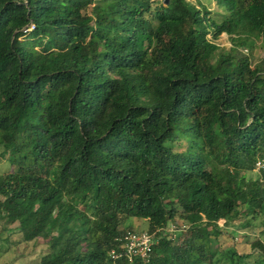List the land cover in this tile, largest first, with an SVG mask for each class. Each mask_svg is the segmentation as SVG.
Returning <instances> with one entry per match:
<instances>
[{"label":"trees","instance_id":"trees-1","mask_svg":"<svg viewBox=\"0 0 264 264\" xmlns=\"http://www.w3.org/2000/svg\"><path fill=\"white\" fill-rule=\"evenodd\" d=\"M213 1L218 23L187 0H0V235L16 224L18 242L45 241L40 264H218L223 229L253 227L264 59L238 49L264 42V0ZM177 215L181 240L166 231ZM130 219L152 251L113 260ZM251 246L264 264V242Z\"/></svg>","mask_w":264,"mask_h":264},{"label":"rangeland","instance_id":"rangeland-1","mask_svg":"<svg viewBox=\"0 0 264 264\" xmlns=\"http://www.w3.org/2000/svg\"><path fill=\"white\" fill-rule=\"evenodd\" d=\"M192 3L196 7L202 8L206 7L208 11H210L211 15L210 19H213L215 22H220L222 19L226 17L227 11L219 6L213 0H187ZM152 8L158 6L160 2L163 3V0H151ZM88 12V10H87ZM208 39L212 40L211 34H208ZM23 40V39H20ZM213 42L218 46V50H222L223 52L231 49L232 42L230 37L226 34L220 35L217 39L213 40ZM242 54L247 56L250 60L251 67L259 65L261 60L264 59V42L258 38L254 39L250 48L241 47L238 49ZM2 147L0 146V153L2 152ZM12 168L7 161L6 157L0 156V176L6 175L10 173ZM259 172L257 170H253L251 173H247V177H251L252 179H256ZM264 211V209H263ZM251 225L253 226L249 230H241L239 225L244 218L239 217L234 220L231 224V229H223L225 234L220 236L218 243L214 246L219 253H217L216 258L221 260L218 264H231L228 260L225 259V251H227L231 246L236 250V253L241 256H247V258L239 261V258H234L235 263L237 264H255V261L258 258V255L254 253V250L251 246L253 239H260L264 242V214L257 212L256 214L250 215ZM224 224V221L221 220L218 222V225L221 227ZM16 224L11 227L14 233L8 236V233L1 232L0 235V246L3 239L7 236L9 237V243H5L1 246L0 253V264H40V260L42 256L46 255L49 252L48 246L43 240H36L35 242H18L19 235L16 230ZM120 229L122 231H132L137 234L148 233V223L145 220H136L130 219L122 223ZM236 230L234 234H231L229 238H224L225 235L229 234L231 231ZM166 231L171 232V236L173 239L181 240L184 238L189 232L187 231L186 223L180 218L179 215L176 216L174 222H168L166 226ZM244 231V232H243ZM245 236H243L244 234ZM154 234V233H152ZM179 235V236H178ZM230 235V234H229ZM239 262V263H238Z\"/></svg>","mask_w":264,"mask_h":264},{"label":"built area","instance_id":"built-area-1","mask_svg":"<svg viewBox=\"0 0 264 264\" xmlns=\"http://www.w3.org/2000/svg\"><path fill=\"white\" fill-rule=\"evenodd\" d=\"M262 169H264V164L260 161L256 162L255 170L259 172ZM119 241L121 242L119 251L114 250L111 252V258L113 260L119 259L120 257H125L128 261L136 257L145 259L152 250L154 234L126 232Z\"/></svg>","mask_w":264,"mask_h":264},{"label":"clouds","instance_id":"clouds-1","mask_svg":"<svg viewBox=\"0 0 264 264\" xmlns=\"http://www.w3.org/2000/svg\"><path fill=\"white\" fill-rule=\"evenodd\" d=\"M32 30H33V27H31V26H30V27H29V29H27V30H24V32H26V31H28V32H29V31H32ZM254 170H255V169H254ZM127 232H132V231H127ZM134 233H135V232H134ZM148 233H149V232H148ZM151 251H152V250H151Z\"/></svg>","mask_w":264,"mask_h":264},{"label":"water","instance_id":"water-1","mask_svg":"<svg viewBox=\"0 0 264 264\" xmlns=\"http://www.w3.org/2000/svg\"><path fill=\"white\" fill-rule=\"evenodd\" d=\"M169 3V0H164V5H167Z\"/></svg>","mask_w":264,"mask_h":264}]
</instances>
